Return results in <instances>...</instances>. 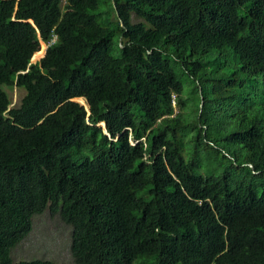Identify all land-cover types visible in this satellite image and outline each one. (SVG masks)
<instances>
[{
    "label": "trees",
    "instance_id": "16d2710c",
    "mask_svg": "<svg viewBox=\"0 0 264 264\" xmlns=\"http://www.w3.org/2000/svg\"><path fill=\"white\" fill-rule=\"evenodd\" d=\"M115 4L0 0V264L47 208L77 264H264V0Z\"/></svg>",
    "mask_w": 264,
    "mask_h": 264
},
{
    "label": "rangeland",
    "instance_id": "374dc122",
    "mask_svg": "<svg viewBox=\"0 0 264 264\" xmlns=\"http://www.w3.org/2000/svg\"><path fill=\"white\" fill-rule=\"evenodd\" d=\"M64 4L65 1L63 2ZM47 45L45 44L42 52H44ZM38 57L39 54L37 55ZM41 59L35 61L37 62L36 66H38V62ZM5 89L11 97V107L18 104L26 93L25 89L19 87L17 84L13 87L6 86ZM76 100L83 103L79 98H76ZM5 114L7 115V112ZM129 136L132 143H136L141 138L136 137L135 130L132 128L131 130L129 129ZM142 139L146 145V160L148 161L155 159L160 152H164L165 154L168 151V147L163 146L154 156L151 153L152 142L148 139L147 135L143 136ZM71 242L72 226L65 222L59 211L52 212L47 208L44 212L35 215L31 233L12 250V257L14 262L44 258L53 260L58 264H77L71 252Z\"/></svg>",
    "mask_w": 264,
    "mask_h": 264
},
{
    "label": "water",
    "instance_id": "95a60500",
    "mask_svg": "<svg viewBox=\"0 0 264 264\" xmlns=\"http://www.w3.org/2000/svg\"><path fill=\"white\" fill-rule=\"evenodd\" d=\"M114 1V4H115V0H113ZM116 5V4H115ZM42 43H45L44 41H42ZM41 43V47H42V44ZM41 49V48H40ZM39 49V50H40ZM47 51H48V49H47ZM47 51H46V53L41 57V58H43L46 54H47ZM32 60H33V57H32V59H31V61L28 63V65H27V67H26V69L25 70H23L22 71V73H27V72H29L33 67H37L36 66V64H37V62H32ZM39 63V62H38ZM83 104H85L86 105V107H87V109L88 110H90V106H89V104L86 102V100H85V103L83 102ZM101 123H103V124H98L99 126H102L104 129H105V132L107 131V124H106V122H101ZM132 128V127H131ZM133 129V128H132ZM127 131H129V127H125V128H123L121 131H120V133L116 136V138H114V140H118L125 132H127ZM142 139H140L139 141H141ZM139 141H137V142H139ZM136 142V143H137Z\"/></svg>",
    "mask_w": 264,
    "mask_h": 264
},
{
    "label": "bare ground",
    "instance_id": "6f19581e",
    "mask_svg": "<svg viewBox=\"0 0 264 264\" xmlns=\"http://www.w3.org/2000/svg\"><path fill=\"white\" fill-rule=\"evenodd\" d=\"M44 46H45V45H44ZM46 49H47V47L45 48L44 52H41V53L39 54V57H38V58L36 57V58L33 60V62L37 61L40 57H42V56L46 53Z\"/></svg>",
    "mask_w": 264,
    "mask_h": 264
}]
</instances>
